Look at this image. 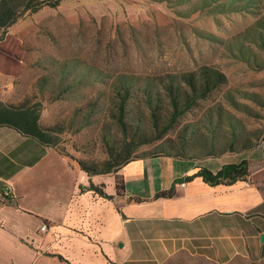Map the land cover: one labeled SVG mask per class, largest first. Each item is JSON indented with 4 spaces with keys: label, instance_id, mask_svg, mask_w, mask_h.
<instances>
[{
    "label": "rangeland",
    "instance_id": "obj_1",
    "mask_svg": "<svg viewBox=\"0 0 264 264\" xmlns=\"http://www.w3.org/2000/svg\"><path fill=\"white\" fill-rule=\"evenodd\" d=\"M27 1L0 0V88L14 104L37 106L42 126L56 130L49 131L56 149L69 161H102L109 146L119 149L132 139L141 141L134 154L153 151L162 140L178 144L190 124L196 128L190 145L218 153L230 148L223 139L230 133L226 124L208 127V116L216 118L219 109L247 130L264 132V3L233 10L221 9L222 0H60L32 11ZM203 64L223 71L227 81L167 132H161L167 99L158 124L138 96L128 102L126 127L117 121L113 86L120 87L119 75L157 79ZM213 135L217 142L209 149ZM250 157L256 166V151ZM9 234L11 244L0 241V264H73L62 242L40 225ZM165 264L217 263L180 255ZM227 264H264V249Z\"/></svg>",
    "mask_w": 264,
    "mask_h": 264
},
{
    "label": "crops",
    "instance_id": "obj_2",
    "mask_svg": "<svg viewBox=\"0 0 264 264\" xmlns=\"http://www.w3.org/2000/svg\"><path fill=\"white\" fill-rule=\"evenodd\" d=\"M254 151L258 166L250 157ZM239 153L236 161L228 160L237 153L130 160L118 171L125 185L118 195L113 175L90 177L69 161L56 149L53 133L42 129L37 106L17 107L1 87L0 241L11 244L9 232L29 233L46 224L42 231L55 234L73 264H165L180 255L227 264L256 257L264 249L263 146ZM243 158L250 164L245 180L211 185L200 176L179 179L199 166L216 171ZM90 180L103 183L113 198L91 189ZM172 184L175 195L154 198ZM8 189L12 200L5 197ZM134 196L143 201L128 200Z\"/></svg>",
    "mask_w": 264,
    "mask_h": 264
},
{
    "label": "trees",
    "instance_id": "obj_3",
    "mask_svg": "<svg viewBox=\"0 0 264 264\" xmlns=\"http://www.w3.org/2000/svg\"><path fill=\"white\" fill-rule=\"evenodd\" d=\"M204 1V0H203ZM216 1V0H210ZM60 0H28L25 4L26 9L37 11L38 9L48 5L56 6ZM264 0H222L219 2L221 9L230 8L243 10L249 6H259ZM262 35V33L260 32ZM227 81V77L223 71L212 65H200L194 70L179 73H169L164 77L153 78L150 76H138L135 74H121L117 77L119 86H113V93L116 102V119L126 127L127 105L131 98L138 96L148 107L153 115V122L158 124L159 119L157 112L159 111L163 101L167 99V117L166 122L161 127V132L165 133L171 126L177 122L178 118L189 112L192 107L201 99H205L212 91ZM61 85V84H60ZM72 85V82L67 84ZM17 107L27 106L23 104H15ZM98 105L95 103L93 109ZM244 107L246 105L243 104ZM216 118L213 113L208 116L207 123L211 130L219 128L222 124H226L229 129V135L223 137L225 144L230 148L222 150L218 153L206 152L190 145L189 138L195 133L194 124H190L182 133L178 144H174L169 140L159 142L155 150H145L139 154H134V150L141 144L140 140H129L125 142L121 148L109 146L108 157L102 161H87L78 159V165L90 177L93 175L110 174L114 176V185L118 195H124L125 185L122 174L118 171L124 164L130 160L149 156H173L180 159H204L206 157H216L223 154H234L247 150L255 149L258 145L263 146L264 152V132L255 133V131L247 130L240 119L227 111L222 113L219 109L216 111ZM42 129L46 131H56L52 127ZM217 140L215 136L209 139V149H214ZM250 174V164L248 158H243L238 162L224 163L218 170L212 171L205 166H199L197 170L191 174L185 175L179 179L190 180L196 176L202 177L203 181L211 184H232L236 180H245ZM104 184H95L90 180V187L95 192L108 199L113 198L112 194H108L103 190ZM176 189L172 184L169 188L162 189L155 193L154 198L172 197L175 195ZM128 200L137 202L143 201L140 197H129ZM112 264H117L112 262Z\"/></svg>",
    "mask_w": 264,
    "mask_h": 264
},
{
    "label": "built area",
    "instance_id": "obj_4",
    "mask_svg": "<svg viewBox=\"0 0 264 264\" xmlns=\"http://www.w3.org/2000/svg\"><path fill=\"white\" fill-rule=\"evenodd\" d=\"M185 183L183 182V183H181V185H184ZM5 197L6 198H8L9 200H12L13 198H12V194L9 192V189L8 190H6L5 192ZM47 228V225L46 224H42L41 226H40V229L41 230H45Z\"/></svg>",
    "mask_w": 264,
    "mask_h": 264
},
{
    "label": "water",
    "instance_id": "obj_5",
    "mask_svg": "<svg viewBox=\"0 0 264 264\" xmlns=\"http://www.w3.org/2000/svg\"><path fill=\"white\" fill-rule=\"evenodd\" d=\"M260 238L261 240H264V234H261Z\"/></svg>",
    "mask_w": 264,
    "mask_h": 264
}]
</instances>
